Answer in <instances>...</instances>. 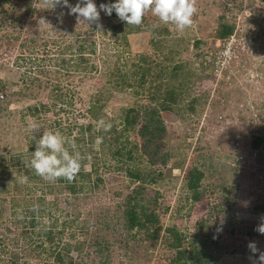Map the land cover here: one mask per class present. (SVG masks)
I'll list each match as a JSON object with an SVG mask.
<instances>
[{
  "label": "rangeland",
  "instance_id": "374dc122",
  "mask_svg": "<svg viewBox=\"0 0 264 264\" xmlns=\"http://www.w3.org/2000/svg\"><path fill=\"white\" fill-rule=\"evenodd\" d=\"M31 2L37 4L41 13V3ZM78 2L72 0L69 4L75 6ZM196 7L193 26L183 33H179L174 25L163 24L150 12L145 14L153 26L171 31V35L164 38L162 49L151 45L153 35L150 30L131 34L128 44L120 38L113 39L111 34L103 35L101 30L106 22L103 13H100L99 21L102 28L91 24L78 28L75 33L73 40L88 36L97 47L96 54L87 53L81 57L87 59L88 65H95V71L87 73L83 67L73 68L68 74L64 70L56 77L77 91L78 108L84 107V103L87 105L90 97L105 89V68L109 65L107 62L113 64L117 60L116 55L121 57V63H131L138 54H146L159 62L162 55L169 53L173 46L170 40L174 39L181 41L182 46L175 55V63H184L193 71L187 95L174 111L163 114L169 128L167 146L173 160L163 170L165 178L156 185H148L152 202L144 216L154 215L163 225L157 241H147L144 232L133 231L128 237L129 242L123 236L120 205L138 183L126 177L124 169L118 166L111 148L116 140H112L111 135L105 137L106 143L95 146L100 173L105 180L98 189L85 188L76 196L62 191L55 196L46 192L47 202L54 210L48 206L43 217L45 225L54 224L57 232L61 231L60 242L84 246L80 264H172L169 261L172 251L168 245L172 240L165 230L172 225L177 226L188 240L195 235L216 238L220 248L215 250V255L220 258L215 264H259L258 257L264 252V235L255 229L264 222V145L255 150L252 141L257 136L264 137V31L259 32L252 19L264 14V0H196ZM56 9L60 14L55 15L61 21L71 18L67 7ZM10 14L0 32V80L12 91L22 87L26 69L20 60L24 42L18 40L17 34L24 26V36L31 39L37 34H46L50 27L39 24L41 17L38 15L23 19L17 11H10ZM222 16L235 23L237 28L227 43L216 38ZM229 43L231 60L228 58L222 66V62L217 63L219 54ZM64 47L65 44H58L49 50L58 59L64 56ZM46 58L48 64L50 56ZM56 62L54 60L48 69L50 74L47 76L51 78L57 75ZM46 94L44 90L43 100ZM133 97L132 91L113 92L104 113L119 126L134 103ZM193 97L200 98V102L196 112L192 113L187 110V101ZM9 102L8 108L6 104L4 109L0 108V155L7 158L28 150L25 129L30 118L24 114L27 106L35 101L14 96ZM127 138L130 144L138 142L135 133ZM196 165L205 171L206 192L199 202L188 199L185 184L188 171ZM11 174L15 177L16 172ZM33 190L37 195L41 194L37 188ZM23 194L28 196L30 204H36L32 199L34 194L28 195L27 190ZM1 198L0 208L4 210L0 220L2 235L3 226L14 223L9 210L11 196ZM104 214L110 220L109 228L100 223ZM36 240L40 242V239ZM249 242H255L259 251L253 254ZM44 249L48 251L49 246L45 245ZM44 258L47 253L39 258L28 256V262L42 264Z\"/></svg>",
  "mask_w": 264,
  "mask_h": 264
},
{
  "label": "trees",
  "instance_id": "16d2710c",
  "mask_svg": "<svg viewBox=\"0 0 264 264\" xmlns=\"http://www.w3.org/2000/svg\"><path fill=\"white\" fill-rule=\"evenodd\" d=\"M31 1L0 0V32L6 25L5 20L11 15L10 11H17L23 19L38 15L51 22L50 31L46 34L40 33L30 39L24 36V26L22 32L17 34L18 40L24 42L22 46L24 54L20 58L22 67L26 68L22 78V87L9 91L6 84L0 80V108L4 109L5 104L8 108L9 101L14 96L33 99L35 102L27 106L24 117L35 120L41 126L40 131L35 133L36 139H33L28 132L25 133L27 151L10 158L0 155V204L1 197L11 196L9 210L10 218L14 223L3 226L4 230L1 229L0 264H29L28 256L39 258L43 253H47V258L42 260V264H80L79 261L84 257V246L60 242L61 231L57 232L54 224L45 225L43 217L48 206L51 210L53 209L50 202H47L46 192L55 196L59 191H62L76 196L85 188L98 189L105 182L100 173L99 154L95 151L98 136L103 137L102 144L106 143L105 137L107 138L108 135L112 136V140H116V143L112 142L111 148L114 150L118 166L121 165L120 167L124 169L126 177L138 183L120 205L123 211L121 227L124 229L125 235L123 236L126 242L130 241L129 238L133 231L144 232L147 241H157L162 233L163 225L154 215L144 216L152 202L148 185H156L163 180L165 178L163 170L173 160V155L167 146L169 128L163 114L174 111L175 107L180 105L183 96L188 93L189 80L192 77V68L188 69L181 62L175 63V55L182 47L181 41L170 40L173 46L168 54L162 55V60L159 62L153 61L146 54H138L131 63H121V57L116 55L117 60L113 64L107 62L109 65L105 68V89L90 97L87 105L84 103V107L78 108L77 91L71 86H65L63 80L56 77L64 70L68 74V71L73 68L83 67L87 73L96 70L95 65L90 66L87 59L81 58L87 53H97L94 41L88 36L83 40H73L78 28L87 24L78 23L75 15L61 21L58 19V15H55L56 13L60 14L59 9L45 10L42 7L40 13L37 4ZM33 1L40 3V0ZM70 1L72 0H68V2ZM93 2L99 10L100 4H112L116 0H94ZM5 6L8 8L4 9ZM100 13H103V17L106 19L101 33L103 35L111 34L113 39L120 38L125 44L129 43L131 34L150 30L153 35L151 45L162 49L161 45L165 43L164 38L171 35L168 28L153 26L147 21L146 16L143 18L142 25L137 27L121 21L115 11L111 16L106 15L103 11ZM252 24L259 32L264 31V14L253 16ZM236 31L235 23L228 22L226 17H220L216 32L217 39L227 41ZM52 44L54 46L65 44L62 51L63 57L55 59L52 56L51 50H49V47L53 46ZM67 54L76 58H69L66 56ZM47 55L50 56L48 64H46ZM35 56L39 58L38 65H36L38 58ZM108 57L110 58V56ZM54 60L57 61L55 70L57 75L55 78H51L47 75L50 74L48 69ZM80 81L82 80L80 79ZM44 90L47 91L45 100L41 98ZM127 91H132L134 103L127 109L122 123L117 126L104 113V109L113 92ZM199 102L200 98L197 97L188 100L187 110L192 113L196 112ZM101 119L111 123L110 131H97L96 125ZM44 131H59L63 136L75 142L76 150L81 153L83 159L81 171L73 182L69 183L67 180L60 179L51 183L37 176L30 167H26L25 162L31 159V154L36 149L37 140L42 137ZM131 133L137 135L138 142L136 144H130L128 141L127 136ZM263 145L264 137L262 136H257L252 141V148L255 150H259ZM66 147L70 152L74 151L70 145H66ZM12 171L16 172L15 177H12ZM23 176L28 177V183H20V178ZM204 179L205 171L198 165L188 171L185 180L189 192L188 199L194 202L202 200L206 192ZM36 188L41 192L40 195L34 192L33 189ZM25 190L28 191V195L34 194L31 196L36 201L35 205L29 203L28 196L23 194ZM34 206H38V211H33ZM2 209L0 208V220L4 216ZM18 212L22 214L23 219H18ZM102 217L100 223L109 228L108 216L104 214ZM165 230L172 240L168 244L172 251L169 254V261L172 264H215L220 258V255H215V250L220 248L216 238L208 235L195 237V235L192 240H188V237L183 235L175 225L166 227ZM36 238L40 239V242ZM184 242L189 245L185 246ZM45 245L49 246L48 251H45Z\"/></svg>",
  "mask_w": 264,
  "mask_h": 264
},
{
  "label": "clouds",
  "instance_id": "9594fccd",
  "mask_svg": "<svg viewBox=\"0 0 264 264\" xmlns=\"http://www.w3.org/2000/svg\"><path fill=\"white\" fill-rule=\"evenodd\" d=\"M40 3L45 10H55L58 6L67 7L68 14L75 15L78 23L96 24L98 29L102 28L99 24L101 11L108 16L115 11L121 21L137 27L142 25L145 14L150 12L163 24L174 25L179 33H183L193 26V17L198 11L196 0H116L112 4H100L99 10L93 0H79L75 6L69 4L68 0H40ZM58 19H60L59 16ZM39 24L51 26L43 17L40 18ZM40 127L39 123L30 119L25 131L36 139L35 133L40 131ZM111 127V123L104 119L99 120L96 125L97 131L104 132L110 131ZM102 142L103 137L98 136L96 144ZM66 145H70L74 151L70 152ZM76 148L75 142L63 136L59 131H44L42 137L37 140L31 159L26 161L25 165L33 169L35 174L45 181L54 183L63 179L71 183L82 168L83 157ZM20 183H28V177H21ZM33 211H38V206H34ZM18 219H23L19 212ZM255 230L264 235V222L259 224ZM248 247L253 254L259 251L255 242H249ZM258 262L264 264V252L260 253Z\"/></svg>",
  "mask_w": 264,
  "mask_h": 264
},
{
  "label": "built area",
  "instance_id": "2783aa9c",
  "mask_svg": "<svg viewBox=\"0 0 264 264\" xmlns=\"http://www.w3.org/2000/svg\"><path fill=\"white\" fill-rule=\"evenodd\" d=\"M227 42L228 41H225V43H227ZM226 46H227V48H226ZM224 47H225L224 48L225 50H223L219 54L218 60H220V61H217V63H221L222 62L223 63L222 66H225V63L228 61L227 60L228 58L231 60V58H230L231 44L229 43L228 45H225Z\"/></svg>",
  "mask_w": 264,
  "mask_h": 264
}]
</instances>
